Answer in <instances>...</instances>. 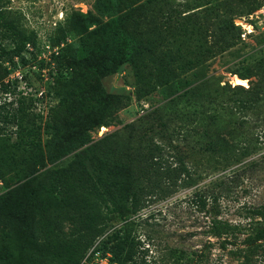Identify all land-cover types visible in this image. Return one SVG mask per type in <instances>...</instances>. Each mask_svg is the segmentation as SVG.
<instances>
[{
  "label": "rangeland",
  "instance_id": "obj_1",
  "mask_svg": "<svg viewBox=\"0 0 264 264\" xmlns=\"http://www.w3.org/2000/svg\"><path fill=\"white\" fill-rule=\"evenodd\" d=\"M113 1L115 6L102 14L96 0H0V6L20 22L35 42L22 53L27 64L20 57L12 63L2 62L9 74L0 83V139L6 145H0V159L4 161L2 164L0 160V169L7 175L6 182L0 180V194L30 171L32 156L38 150L30 144L31 140L38 142L40 138L43 145L48 139L44 125L58 104V98L50 91L56 81L70 76L69 71H61L50 62L51 54H78L87 49L83 40L88 36L91 47L96 49L128 38L132 58L101 78L107 92L124 97L126 107L118 111L120 124L101 127L92 133V139L120 131L137 147L142 143L141 137L160 139L161 123L171 129L182 125L184 131L198 133L189 145L183 146L189 155L187 163L195 167L193 183L178 188L167 198L149 200L141 212L127 221L138 245V259L147 264H173L174 258L182 255L183 264H240L234 251L238 246L244 247L242 241L255 226L252 209L264 205V118L257 120L256 115H251L243 126L238 116L230 115L227 105L235 85L246 89L250 84L257 85L264 71V23L253 13L234 16L231 23L237 34L235 44L225 52L210 54L208 48L214 44V37H223L228 25L220 19L215 21L210 10L219 7L223 11V3L235 4L232 0H201L198 20L186 18L182 4L187 0H171L176 3V12L167 20L160 17V6L149 0ZM259 2L264 4V0ZM81 15H92L99 23L83 20L79 28L73 23L82 22ZM207 20L210 31L198 34L197 23L208 25ZM112 21L110 29L108 24ZM102 26L107 28L102 30ZM1 44L9 49L13 46L6 39H0ZM158 53H165L169 64H162ZM249 69L257 75L248 76ZM238 74L245 77L239 78ZM18 107L23 110L22 125L39 137H30L26 131L19 135L17 124L4 120ZM177 114H181L178 120ZM139 118L142 121L128 138L123 126ZM229 133L237 144L249 143L254 152L236 166L218 169L211 153L204 151L203 142ZM72 157H65L57 165H67ZM198 193L217 197L219 218L238 226L241 232L222 239L209 236L211 218L207 210H200ZM111 216L99 237L79 256V264H115L102 242L126 220L118 214ZM8 246L31 264L32 250ZM174 250L177 255L172 254ZM259 257H264V253L260 252Z\"/></svg>",
  "mask_w": 264,
  "mask_h": 264
},
{
  "label": "trees",
  "instance_id": "obj_2",
  "mask_svg": "<svg viewBox=\"0 0 264 264\" xmlns=\"http://www.w3.org/2000/svg\"><path fill=\"white\" fill-rule=\"evenodd\" d=\"M149 1L160 6V17L166 20L176 12L175 1ZM232 1L235 4L223 3V11L219 7L210 10L215 21L220 19L228 23L224 36L214 37V44L208 48L210 54L225 52L235 44L237 34L231 23L234 16L250 15L261 6L259 0ZM200 3L201 0H187L182 4L186 18L198 20ZM96 6L99 13L106 14L115 3L113 0H96ZM81 17L82 22L73 23L79 28H82L83 20L99 23L92 15ZM202 24L197 23L200 35L210 31L209 22ZM113 25L114 21L108 28ZM106 28L101 27L102 30ZM98 32L100 30L90 34L95 36ZM0 39L10 40L13 44L10 49L0 45V83H3L9 71L2 62L12 63L20 57L21 62L27 64L22 53L26 46H34L35 42L20 22L1 6ZM83 44L87 49L78 54L53 53L50 56V62L61 71H69L70 76L56 81L50 91L58 98V104L44 125L48 139L42 145L40 138L38 142L31 138L30 144L38 150L32 156L30 171L22 181L0 194V264H28L22 259L23 255L14 253L8 244L12 248L32 250L31 264H79V256L99 237L114 214L126 223L102 242L111 261L115 264H147L144 259L142 262L138 259V245L127 221L141 212L149 200L167 198L194 181L195 167L187 163L189 155L185 154L183 146L189 145L193 135L198 133L184 131L182 125L171 129L168 124L161 123L160 139L141 137L142 143L137 147L120 131L92 139V133L101 127L120 124L118 111L126 107L124 97L107 92L101 78L130 60L133 50L130 40L124 37L113 45H105L104 49L92 48L89 36L84 37ZM157 55L162 64H169L165 53ZM253 75L257 74L249 69L248 76ZM232 91L235 93L227 105L232 117L238 116L243 126L251 115H256L257 120L264 118V71L257 85L250 84L246 89L237 84ZM244 94L248 96L243 97ZM22 112L18 107L4 120L17 124L19 135L26 131L30 137H39L38 133L22 125ZM180 116L176 115L177 120ZM141 121L139 118L124 125L123 133L132 137ZM231 134H218L203 142L204 151L211 153L218 169L236 166L254 152L249 143L237 144ZM4 143L0 139L3 148ZM69 155L73 157L67 165H57ZM0 160L4 164L3 159ZM6 176L0 169V180L6 182ZM196 198L200 210H207L210 215L209 236L222 239L241 232L238 226L219 218L217 197L198 193ZM251 213L255 226L242 241L244 247H236L234 255L240 264H264V257H259L260 252L264 253V205L254 207ZM182 258V255L176 256L173 264H183Z\"/></svg>",
  "mask_w": 264,
  "mask_h": 264
},
{
  "label": "built area",
  "instance_id": "obj_3",
  "mask_svg": "<svg viewBox=\"0 0 264 264\" xmlns=\"http://www.w3.org/2000/svg\"><path fill=\"white\" fill-rule=\"evenodd\" d=\"M252 16H256V17L260 18L261 23H264V4H262L259 7V9L253 13ZM87 264H90V263H87Z\"/></svg>",
  "mask_w": 264,
  "mask_h": 264
}]
</instances>
